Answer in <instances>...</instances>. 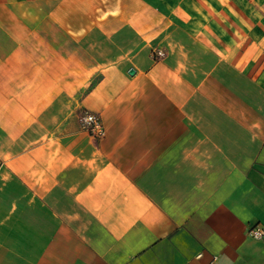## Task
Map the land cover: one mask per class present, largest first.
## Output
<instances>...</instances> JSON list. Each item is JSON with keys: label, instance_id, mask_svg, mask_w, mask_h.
<instances>
[{"label": "crops", "instance_id": "0c3cea01", "mask_svg": "<svg viewBox=\"0 0 264 264\" xmlns=\"http://www.w3.org/2000/svg\"><path fill=\"white\" fill-rule=\"evenodd\" d=\"M257 225L264 0H0V264H264Z\"/></svg>", "mask_w": 264, "mask_h": 264}, {"label": "built area", "instance_id": "2783aa9c", "mask_svg": "<svg viewBox=\"0 0 264 264\" xmlns=\"http://www.w3.org/2000/svg\"><path fill=\"white\" fill-rule=\"evenodd\" d=\"M155 59L163 57L166 53L163 49L156 48L152 52ZM82 127L89 131L91 135L98 138L104 135L105 128L101 116L93 111L84 110L79 115ZM249 235L255 238L264 236V227L257 225L248 231Z\"/></svg>", "mask_w": 264, "mask_h": 264}, {"label": "water", "instance_id": "95a60500", "mask_svg": "<svg viewBox=\"0 0 264 264\" xmlns=\"http://www.w3.org/2000/svg\"><path fill=\"white\" fill-rule=\"evenodd\" d=\"M134 72H135V70H134V69H130V73H132V74H133Z\"/></svg>", "mask_w": 264, "mask_h": 264}]
</instances>
